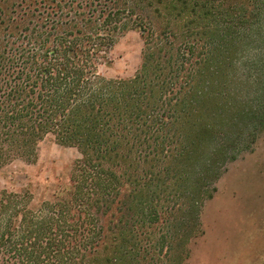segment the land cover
I'll return each instance as SVG.
<instances>
[{
  "label": "trees",
  "instance_id": "1",
  "mask_svg": "<svg viewBox=\"0 0 264 264\" xmlns=\"http://www.w3.org/2000/svg\"><path fill=\"white\" fill-rule=\"evenodd\" d=\"M254 1L0 0V168L47 137L79 153L39 206L0 196V264H187L264 135V44L237 40ZM132 30L140 64L105 76Z\"/></svg>",
  "mask_w": 264,
  "mask_h": 264
},
{
  "label": "rangeland",
  "instance_id": "2",
  "mask_svg": "<svg viewBox=\"0 0 264 264\" xmlns=\"http://www.w3.org/2000/svg\"><path fill=\"white\" fill-rule=\"evenodd\" d=\"M254 2V17L258 18L253 20L258 27L252 35H256L237 40L264 44V0ZM243 9L248 13L245 6ZM141 48L139 32H127L114 47L112 62L102 68V74L131 76L140 64ZM255 147L254 152L230 164L219 179L217 192L202 211L205 234L191 244L187 264H264V135ZM78 157L76 148L47 137L39 144L34 162L16 160L0 168V196L24 193L31 198L30 206H39L42 199L67 183Z\"/></svg>",
  "mask_w": 264,
  "mask_h": 264
}]
</instances>
